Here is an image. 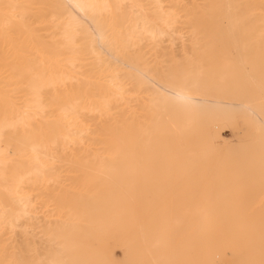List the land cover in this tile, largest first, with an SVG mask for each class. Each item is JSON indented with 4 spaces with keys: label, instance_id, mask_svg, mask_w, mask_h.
<instances>
[{
    "label": "bare ground",
    "instance_id": "obj_1",
    "mask_svg": "<svg viewBox=\"0 0 264 264\" xmlns=\"http://www.w3.org/2000/svg\"><path fill=\"white\" fill-rule=\"evenodd\" d=\"M177 34L194 62L155 74L145 42ZM241 101L247 130L216 149L212 125ZM195 157L198 219L184 220ZM60 173L74 194L56 193ZM263 181L264 0H0V264H119L112 228L130 264H221ZM36 208L63 220L43 227L55 250L11 258L2 237ZM257 220L239 264H264Z\"/></svg>",
    "mask_w": 264,
    "mask_h": 264
},
{
    "label": "rangeland",
    "instance_id": "obj_2",
    "mask_svg": "<svg viewBox=\"0 0 264 264\" xmlns=\"http://www.w3.org/2000/svg\"><path fill=\"white\" fill-rule=\"evenodd\" d=\"M184 2L195 3V0H183ZM119 11L121 15L128 14L131 15V8L129 4H123L119 7ZM175 41V42H174ZM173 45V46H172ZM144 52L147 54V59L149 62V66L154 70L155 74L165 76L169 72L170 68L175 64H191L194 62L196 50L199 48L193 47L189 41L181 35H173L170 37H164L158 39L156 42H145ZM130 100V98H127ZM146 99V94L141 96V100ZM124 111H126L130 116L135 118L138 122H142L143 119L138 109H135V102L132 101H124L121 104ZM242 101L238 108L235 110L228 112L229 114L222 120L220 123H214L212 125L213 131L219 135L215 138V148L218 149L220 146L226 145H235L238 143L237 136L242 132L247 130V127L243 124V122L239 121L238 115H240L243 110ZM118 124V118L113 116L111 117ZM246 129V130H245ZM232 143V144H231ZM81 148V153L85 156H91L95 154V149L91 148L86 144H79L78 146ZM208 154V153H207ZM204 158V157H203ZM203 158H194L192 163V171H191V191H192V214L190 217H187L184 220H197V180L199 178V165L204 163ZM215 159V158H214ZM213 159H210L212 162ZM72 175H68L65 173H60L58 178L59 185L57 187L56 193L61 195L67 193V196H70L73 193V190L68 186L69 180H71ZM53 185V184H51ZM64 193V195H65ZM264 193V181L261 187H259L257 191L255 201ZM247 209H250L248 207ZM249 213V210L247 211ZM245 215V226L237 233L234 244L235 249L226 248L221 251L218 257H222L221 264H239L238 257H240V250L248 239V236L251 230L257 225L261 218L264 215V203L260 208H255L251 215ZM32 220H30L29 224L23 222V225H20V229L15 233L6 234L2 237V243L7 249V253L11 258L20 254V250L24 244L28 245L32 249V253L35 256H39L54 251L55 248L49 246L45 235L43 232V227H48L49 225H59L61 220H58L52 213L40 210L38 208L35 209L34 214L32 215ZM184 220H176L175 225V234H179L182 230V223ZM67 222V220H64ZM28 222V221H27ZM34 222V223H33ZM34 224V225H30ZM41 224V225H40ZM65 224V222H64ZM37 225V226H36ZM31 227V228H30ZM42 227V228H41ZM28 228V229H27ZM26 229L28 232H25ZM9 237V238H8ZM21 237V238H20ZM22 241V243H21ZM103 242L105 247L110 253L116 263L119 264H130L126 257V248H125V237L121 231L118 229L112 228L107 231L103 236ZM23 244V245H22Z\"/></svg>",
    "mask_w": 264,
    "mask_h": 264
}]
</instances>
